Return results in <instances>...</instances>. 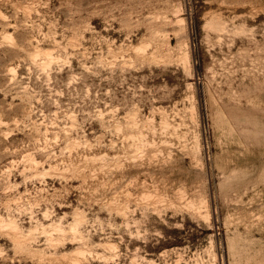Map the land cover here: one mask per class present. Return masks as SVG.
Masks as SVG:
<instances>
[{
  "label": "rangeland",
  "instance_id": "374dc122",
  "mask_svg": "<svg viewBox=\"0 0 264 264\" xmlns=\"http://www.w3.org/2000/svg\"><path fill=\"white\" fill-rule=\"evenodd\" d=\"M0 264H264V0H0Z\"/></svg>",
  "mask_w": 264,
  "mask_h": 264
},
{
  "label": "bare ground",
  "instance_id": "6f19581e",
  "mask_svg": "<svg viewBox=\"0 0 264 264\" xmlns=\"http://www.w3.org/2000/svg\"><path fill=\"white\" fill-rule=\"evenodd\" d=\"M75 230V229H74Z\"/></svg>",
  "mask_w": 264,
  "mask_h": 264
}]
</instances>
